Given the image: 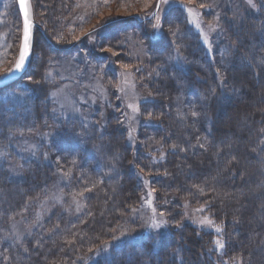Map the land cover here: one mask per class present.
Listing matches in <instances>:
<instances>
[{
    "label": "trees",
    "instance_id": "trees-1",
    "mask_svg": "<svg viewBox=\"0 0 264 264\" xmlns=\"http://www.w3.org/2000/svg\"><path fill=\"white\" fill-rule=\"evenodd\" d=\"M113 1L131 5L135 0ZM158 1L151 16L147 11L141 18L115 17L100 29L110 32L121 53L129 49L119 46L122 30H131L147 54L135 74L149 98L140 104L142 115L156 125L143 126L139 134L163 154L150 173L157 200L166 202L167 233L157 249L151 237L103 249L140 201L131 148L110 112L103 129L57 118L38 66L27 84V112L0 94V264H264V0L259 5L254 0L255 9L233 7L238 13L221 16L226 49L213 57L181 5L169 8L160 36L153 37ZM40 31L45 44L59 51ZM175 52L185 69L174 64ZM37 133L49 138V164L17 152L21 141ZM56 171L67 174L64 200L77 198L83 211L75 213L66 202L33 227L39 203L54 189ZM183 201L203 205L218 234L184 221ZM20 219L31 229L15 241L10 226Z\"/></svg>",
    "mask_w": 264,
    "mask_h": 264
},
{
    "label": "rangeland",
    "instance_id": "rangeland-1",
    "mask_svg": "<svg viewBox=\"0 0 264 264\" xmlns=\"http://www.w3.org/2000/svg\"><path fill=\"white\" fill-rule=\"evenodd\" d=\"M260 1L257 0L258 5ZM56 2L58 0L32 2L29 0L32 22L30 58L32 57L31 62L34 64L31 65L32 69L26 68L28 71L25 70L20 79L14 80L17 83L4 88L0 94L4 100L13 102L24 108V113L27 112L31 95L27 84L41 67L43 81L49 85L48 96L54 106V112L58 115L57 118L88 126L99 124L103 129L108 121L107 114L112 113L119 120L125 141L131 148L132 166L138 177L141 196L139 203L129 210L113 231L111 239L113 241L106 242L103 249L106 251L112 244L142 237H151L156 248L167 233L170 221L164 209L165 199L158 201L156 189L151 186L153 175L150 172L152 167L163 159V154L157 144L144 143L139 134L143 126L156 125L149 118L143 117L140 109V104L149 98L139 85L136 74L141 70L147 54L131 30L130 32L128 29L122 30L124 33L121 35L119 46L126 44L129 45V49L121 53L122 50L112 46L114 43L109 38L112 36L110 32L107 29H100V26L115 17L134 15L141 18L142 12L151 10L155 0H135L134 3H130L131 5H119L113 0H61L58 4ZM158 2L159 8L151 23L154 25L159 19L160 27L153 29V37H159L161 34L162 16L171 6L181 5L189 25L198 34L209 57L226 49L221 28V23L225 19L221 16L234 10L233 7L252 8L247 0ZM234 11L238 13L237 10ZM150 13L149 11L148 14ZM39 31L49 34L50 40L59 51L49 48ZM21 33L22 21L16 0H0V76L11 69L17 60ZM173 62L182 69L186 68L183 57L177 52L174 53ZM129 105H133L135 110ZM97 121L99 123H96ZM49 142L47 135L37 133L36 137L21 141L17 152L24 159L32 158L49 164L52 161L48 150ZM0 150L4 151L1 147ZM3 163L0 152V164ZM11 169L14 172L15 168ZM56 172L54 189L39 203L33 227L40 224L49 209L64 205L66 202H68L66 206L71 205L75 213L83 211L84 206L77 198L70 196V199L64 200V188L68 179L66 173ZM204 209L203 205L193 206L187 201L181 202L184 221L187 220L199 229L218 234V228L205 215ZM205 220L211 223H200ZM153 224H159V227H150ZM30 229L26 220L14 221L10 226L11 236L15 241H19Z\"/></svg>",
    "mask_w": 264,
    "mask_h": 264
},
{
    "label": "snow or ice",
    "instance_id": "snow-or-ice-1",
    "mask_svg": "<svg viewBox=\"0 0 264 264\" xmlns=\"http://www.w3.org/2000/svg\"><path fill=\"white\" fill-rule=\"evenodd\" d=\"M165 2H167V0H165ZM247 2L252 8H255L257 6L256 4L252 3V0H247ZM19 3H20L21 11L23 12V16H24V44L21 47L20 58L16 62L14 69H9L10 72L11 71H19L23 67L25 57L28 54L26 49H27V42H28V38H29L30 21L28 19V12L25 9V0H19ZM157 7H159V5ZM159 27H160L159 19H157V23H155L153 25V28L158 29ZM213 27H215V26H213ZM202 35H203V33H202ZM205 43H207V39H205ZM261 63H264V61H261ZM129 107H133V109L135 110L133 105H129ZM192 115L196 116L197 113L193 112ZM261 131H264V130H261ZM262 143H264V141H262ZM173 147H175V146H173ZM201 147H203V145H201ZM181 151H183V149H181ZM65 175H67V174H65ZM149 195H151V193H149ZM77 210H79V208ZM162 222L163 221H161V223ZM200 223L205 224V223H211V222L205 220V221H201ZM150 227H159V224H153V225H150ZM217 231H219V229H217ZM215 243L217 244L218 249L223 247L222 242H220L219 240H217Z\"/></svg>",
    "mask_w": 264,
    "mask_h": 264
},
{
    "label": "water",
    "instance_id": "water-1",
    "mask_svg": "<svg viewBox=\"0 0 264 264\" xmlns=\"http://www.w3.org/2000/svg\"><path fill=\"white\" fill-rule=\"evenodd\" d=\"M16 4H17V9L19 11L20 17H21V21H22V33H21V39H20V46H19V51H18V56H17V60L16 62L19 60L20 58V51H21V47L24 44V16H23V12L21 11V7H20V3L19 0H16ZM25 9L28 12L29 8V0H25ZM30 14V12H29ZM29 21H30V28H29V38H28V42H27V56L25 57L24 60V64L23 67L19 70V71H7L6 73L2 74L0 76V88L6 86L7 84L13 82L14 80L18 79L23 72L26 70L28 64H29V60H30V40H31V35H32V22H31V16L30 18L28 17ZM15 62V64H16ZM15 64L13 65V67L11 69H14Z\"/></svg>",
    "mask_w": 264,
    "mask_h": 264
},
{
    "label": "bare ground",
    "instance_id": "bare-ground-1",
    "mask_svg": "<svg viewBox=\"0 0 264 264\" xmlns=\"http://www.w3.org/2000/svg\"><path fill=\"white\" fill-rule=\"evenodd\" d=\"M29 8H30V3H29ZM29 12H30V14H29ZM30 16H31V11L28 9V17L30 18Z\"/></svg>",
    "mask_w": 264,
    "mask_h": 264
}]
</instances>
